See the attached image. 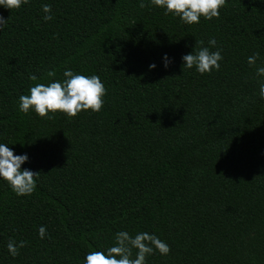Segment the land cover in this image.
<instances>
[{"label":"trees","instance_id":"1","mask_svg":"<svg viewBox=\"0 0 264 264\" xmlns=\"http://www.w3.org/2000/svg\"><path fill=\"white\" fill-rule=\"evenodd\" d=\"M145 4L0 8V142L27 154L21 169L40 173L26 197L0 181V264H83L120 230L169 245L147 264H264V100L246 62L255 52L264 63V0H226L217 18L194 25ZM210 38L219 70L185 69L181 57ZM65 68L100 77L99 112L18 111L20 95ZM9 239L25 241L16 257Z\"/></svg>","mask_w":264,"mask_h":264},{"label":"clouds","instance_id":"2","mask_svg":"<svg viewBox=\"0 0 264 264\" xmlns=\"http://www.w3.org/2000/svg\"><path fill=\"white\" fill-rule=\"evenodd\" d=\"M29 0H0V8L8 11L19 9ZM226 0H148L149 7L161 9L164 15L178 18L184 25H194L200 19L211 20L217 18L220 9ZM140 8L146 7L145 0H138ZM42 20H52L51 5H41ZM6 20L0 17V28ZM202 46L194 49L181 57L185 69H195L198 74H207L219 70L223 57L221 50L216 48L215 38L199 42ZM216 48V50H211ZM259 53H253L246 59L250 67L255 68L254 76L259 85V98L264 100V63L258 64ZM162 67L167 68L171 63L167 54L161 58ZM156 68L155 63L148 65V70ZM55 69L46 72L48 83H36L30 86L27 95L18 97V111L28 115L33 113L37 118L51 119L56 114H62L71 119L81 111L90 113L99 112L103 105L105 87L98 75H82L70 68H65L61 78L56 79ZM30 80H36V76H30ZM28 160L26 153L14 155L13 150L6 143L0 142V181L7 184L8 188L17 197L30 196L36 189L39 172L28 168L21 169V165ZM44 226L38 228L39 238H45ZM25 246V241L9 239L6 244L7 252L11 257L18 255V250ZM170 252L169 245L160 239L155 233L138 231L134 235L127 230L114 233L113 243L104 250H92L85 254L83 264H147V257L158 253L167 256Z\"/></svg>","mask_w":264,"mask_h":264}]
</instances>
